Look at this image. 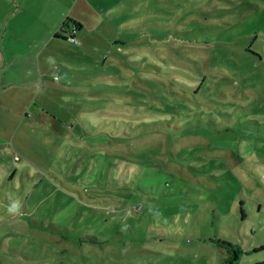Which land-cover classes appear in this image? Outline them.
Listing matches in <instances>:
<instances>
[{
  "label": "rangeland",
  "instance_id": "1",
  "mask_svg": "<svg viewBox=\"0 0 264 264\" xmlns=\"http://www.w3.org/2000/svg\"><path fill=\"white\" fill-rule=\"evenodd\" d=\"M14 11L0 264H264V0Z\"/></svg>",
  "mask_w": 264,
  "mask_h": 264
},
{
  "label": "crops",
  "instance_id": "2",
  "mask_svg": "<svg viewBox=\"0 0 264 264\" xmlns=\"http://www.w3.org/2000/svg\"><path fill=\"white\" fill-rule=\"evenodd\" d=\"M6 3L10 4L11 0H0V85L5 74L4 66L7 65L8 56L14 62L21 50V32L22 28H25L23 23L15 16V11L14 13L9 12L7 18L5 12ZM47 7L48 4L43 3V9L45 10ZM17 11L19 12V9ZM30 26L31 24L26 27V30L30 29ZM2 94L4 93L0 89V99L3 98Z\"/></svg>",
  "mask_w": 264,
  "mask_h": 264
},
{
  "label": "trees",
  "instance_id": "3",
  "mask_svg": "<svg viewBox=\"0 0 264 264\" xmlns=\"http://www.w3.org/2000/svg\"><path fill=\"white\" fill-rule=\"evenodd\" d=\"M66 24V23H65ZM67 25V27L69 28L70 27V25L69 24H66ZM78 26H80V24L78 23ZM69 31H70V39L72 38V37H74V39L76 40V28H74V29H72L71 27L69 28ZM54 37L55 38H60V37H62V38H68V36H65V35H59L58 33H56L55 35H54ZM75 40H72L73 42H75ZM220 241V240H219ZM221 242V244H223V245H229V246H231L230 248H232V250L234 251V253H233V255L231 256V257H228L226 260H225V264H235V262H233V261H235L236 259H237V253L240 251L239 249H237V248H235L234 246H233V244L232 243H230V242H228V241H226V240H223V241H220Z\"/></svg>",
  "mask_w": 264,
  "mask_h": 264
},
{
  "label": "built area",
  "instance_id": "4",
  "mask_svg": "<svg viewBox=\"0 0 264 264\" xmlns=\"http://www.w3.org/2000/svg\"><path fill=\"white\" fill-rule=\"evenodd\" d=\"M71 40H75L74 37H72ZM75 41H76V40H75ZM55 78H56V76H55Z\"/></svg>",
  "mask_w": 264,
  "mask_h": 264
}]
</instances>
